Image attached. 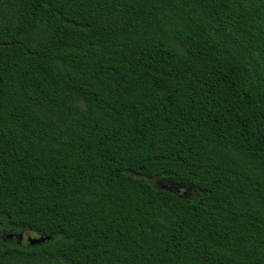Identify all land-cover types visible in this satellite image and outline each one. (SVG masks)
<instances>
[{
  "label": "trees",
  "instance_id": "1",
  "mask_svg": "<svg viewBox=\"0 0 264 264\" xmlns=\"http://www.w3.org/2000/svg\"><path fill=\"white\" fill-rule=\"evenodd\" d=\"M0 264H264V0H0Z\"/></svg>",
  "mask_w": 264,
  "mask_h": 264
},
{
  "label": "water",
  "instance_id": "2",
  "mask_svg": "<svg viewBox=\"0 0 264 264\" xmlns=\"http://www.w3.org/2000/svg\"><path fill=\"white\" fill-rule=\"evenodd\" d=\"M9 237H11L12 235L11 234H8ZM22 237V234H18V238L20 239ZM49 236H46V237H42V236H31V235H28L26 236V240L28 241L29 244H36V243H39V242H42L44 241L45 239H48Z\"/></svg>",
  "mask_w": 264,
  "mask_h": 264
},
{
  "label": "rangeland",
  "instance_id": "3",
  "mask_svg": "<svg viewBox=\"0 0 264 264\" xmlns=\"http://www.w3.org/2000/svg\"><path fill=\"white\" fill-rule=\"evenodd\" d=\"M25 235H23V237H24Z\"/></svg>",
  "mask_w": 264,
  "mask_h": 264
}]
</instances>
